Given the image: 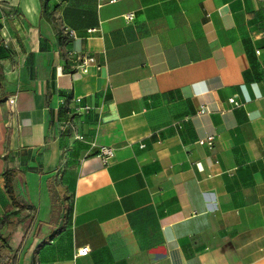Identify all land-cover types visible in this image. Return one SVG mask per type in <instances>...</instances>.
<instances>
[{"label":"crops","instance_id":"0c3cea01","mask_svg":"<svg viewBox=\"0 0 264 264\" xmlns=\"http://www.w3.org/2000/svg\"><path fill=\"white\" fill-rule=\"evenodd\" d=\"M13 212L9 264H264V0H0Z\"/></svg>","mask_w":264,"mask_h":264},{"label":"built area","instance_id":"2783aa9c","mask_svg":"<svg viewBox=\"0 0 264 264\" xmlns=\"http://www.w3.org/2000/svg\"><path fill=\"white\" fill-rule=\"evenodd\" d=\"M128 21L133 20V14L130 13L128 15H126L125 17ZM89 33L94 32V30H89ZM69 35L74 36V32L69 30L68 31ZM7 43V42H6ZM5 43V44H6ZM257 53H259V51H257ZM96 66L95 64V58L92 55H86V54H81V53H77L75 56V63L72 67L73 72L74 73H78V74H87L90 71V68ZM100 67L97 66V69H99ZM229 102L234 105V106H239L240 104L235 100V98H231L229 99ZM6 103L9 107V112H14L15 110V104H16V96H10L7 98ZM85 110H88V108H85ZM207 113V109L205 107H201V109L199 110V114H205ZM214 140L215 137L214 136H209L206 138H202L199 139L197 141V144L201 145V146H207L208 148H212L214 145ZM100 154L102 156L106 157H111L113 155V150L110 148H106V147H101L99 150ZM89 252V248L88 247H82L80 249H78L76 251V256H85L87 255Z\"/></svg>","mask_w":264,"mask_h":264},{"label":"trees","instance_id":"16d2710c","mask_svg":"<svg viewBox=\"0 0 264 264\" xmlns=\"http://www.w3.org/2000/svg\"><path fill=\"white\" fill-rule=\"evenodd\" d=\"M15 176L14 172L6 171L4 173V181H5V189L7 192L8 197L10 198L12 204L17 206V202L14 196V189H13V178ZM18 212H13L4 216L0 222V264H9L10 254L12 253L11 246L8 243L7 238H5L2 234V230L8 229L9 231H14L20 222V220L14 222Z\"/></svg>","mask_w":264,"mask_h":264}]
</instances>
